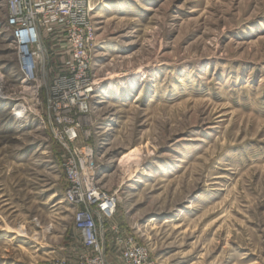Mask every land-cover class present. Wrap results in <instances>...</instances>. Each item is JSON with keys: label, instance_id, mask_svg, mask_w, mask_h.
Segmentation results:
<instances>
[{"label": "rangeland", "instance_id": "obj_1", "mask_svg": "<svg viewBox=\"0 0 264 264\" xmlns=\"http://www.w3.org/2000/svg\"><path fill=\"white\" fill-rule=\"evenodd\" d=\"M90 6L95 89L73 120L118 197L103 221L107 260L120 264L121 234L156 264H264V0ZM6 13L0 0V264H71L83 247L64 151L46 91L21 80ZM60 62L45 59L47 81Z\"/></svg>", "mask_w": 264, "mask_h": 264}, {"label": "built area", "instance_id": "obj_2", "mask_svg": "<svg viewBox=\"0 0 264 264\" xmlns=\"http://www.w3.org/2000/svg\"><path fill=\"white\" fill-rule=\"evenodd\" d=\"M5 1V25L21 80L32 86L33 96L38 97L41 89L46 91L50 132L64 151V199L74 208L73 227L83 247L71 264H111L102 241L103 221L114 214L118 197L100 186L95 151L79 141L78 125L73 120L74 111L93 96L95 89L90 54L95 25L90 0ZM45 39L53 44L52 53ZM49 54L61 56V62L47 81L51 71L43 63ZM88 136L83 132L82 139ZM114 241L120 264H156L133 236L118 234Z\"/></svg>", "mask_w": 264, "mask_h": 264}, {"label": "bare ground", "instance_id": "obj_3", "mask_svg": "<svg viewBox=\"0 0 264 264\" xmlns=\"http://www.w3.org/2000/svg\"><path fill=\"white\" fill-rule=\"evenodd\" d=\"M14 109H19L20 111H23V106L20 105V104H16L15 107H14ZM18 114H19V113H18ZM130 154H132V152H131ZM130 154H128V153L125 154V155L122 157L123 161L126 160L127 157H128Z\"/></svg>", "mask_w": 264, "mask_h": 264}]
</instances>
